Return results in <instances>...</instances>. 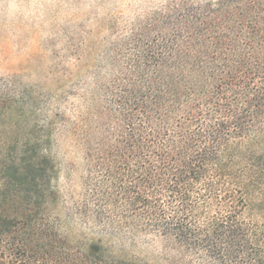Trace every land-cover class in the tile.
I'll list each match as a JSON object with an SVG mask.
<instances>
[{
	"label": "trees",
	"instance_id": "16d2710c",
	"mask_svg": "<svg viewBox=\"0 0 264 264\" xmlns=\"http://www.w3.org/2000/svg\"><path fill=\"white\" fill-rule=\"evenodd\" d=\"M86 80L70 115L0 160V264H264V0H173ZM61 132L85 165L64 213ZM72 217L92 234L66 230Z\"/></svg>",
	"mask_w": 264,
	"mask_h": 264
},
{
	"label": "rangeland",
	"instance_id": "374dc122",
	"mask_svg": "<svg viewBox=\"0 0 264 264\" xmlns=\"http://www.w3.org/2000/svg\"><path fill=\"white\" fill-rule=\"evenodd\" d=\"M172 1L0 0V99L6 109L0 116V160L22 152L25 141L43 134L57 111L70 115L66 93L72 83H93L110 44ZM73 103L82 109L81 101ZM58 138L52 155L60 175L54 184L64 213L82 197L85 165L82 152L69 146L65 134ZM65 229L93 232L77 217L65 219ZM114 246L142 258H162L160 242L148 238L119 237Z\"/></svg>",
	"mask_w": 264,
	"mask_h": 264
}]
</instances>
